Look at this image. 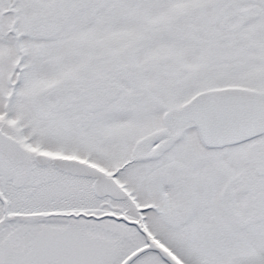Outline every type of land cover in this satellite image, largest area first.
Wrapping results in <instances>:
<instances>
[{
  "label": "snow or ice",
  "instance_id": "1",
  "mask_svg": "<svg viewBox=\"0 0 264 264\" xmlns=\"http://www.w3.org/2000/svg\"><path fill=\"white\" fill-rule=\"evenodd\" d=\"M0 264H264V0H0Z\"/></svg>",
  "mask_w": 264,
  "mask_h": 264
}]
</instances>
